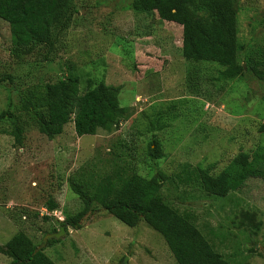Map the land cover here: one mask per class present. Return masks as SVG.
<instances>
[{"label":"rangeland","instance_id":"obj_1","mask_svg":"<svg viewBox=\"0 0 264 264\" xmlns=\"http://www.w3.org/2000/svg\"><path fill=\"white\" fill-rule=\"evenodd\" d=\"M65 2L70 24L49 61L43 46L12 57L9 28L0 20V264H9L5 243L15 234L44 245L64 216L81 210L72 185L91 192L130 175L158 177L163 202L228 263L264 264V183L249 178L218 197L199 178L202 170L216 176L240 152L250 161L264 149V84L246 71L249 62L264 60V0H231L242 66L233 78L214 63L186 62L181 27L155 11H133L132 0ZM186 2L194 18L204 17L192 11L199 0ZM70 75L78 79V95L99 83L117 88L122 113L108 128L77 136L74 110L61 133L48 139L32 117L16 111L19 99L33 92L41 109L44 86ZM14 114L25 122L19 144L11 135ZM150 141L158 145V159L147 155ZM90 210L80 228L66 227L44 248L53 263L176 264L143 222L127 227L94 201Z\"/></svg>","mask_w":264,"mask_h":264},{"label":"trees","instance_id":"obj_2","mask_svg":"<svg viewBox=\"0 0 264 264\" xmlns=\"http://www.w3.org/2000/svg\"><path fill=\"white\" fill-rule=\"evenodd\" d=\"M199 2V5L192 4L193 12L204 13V17L199 18L193 17L186 0H132L131 9L145 14L155 11L159 19L179 25L181 56L186 62L214 63L223 68L222 75L226 78L242 74V66L236 62V20L231 0ZM71 15L65 0H0V20L9 28L11 56L21 58L35 47L43 46V61L51 60L57 39L68 29ZM246 71L264 84V60L249 62ZM117 93V88L99 83L78 95V79L70 75L44 86L43 108L34 103L39 95L31 92L20 97L16 111L32 117L36 130L51 139L61 133L75 110L72 119L75 134L93 135L97 128H108L121 115ZM261 102L264 104V93ZM20 114L11 115V135L17 144L20 143L21 124H25ZM147 155L150 159L160 157L155 141L149 142ZM247 159L245 153H238L216 176L200 171L203 190L223 197L249 178L264 183V149L258 148L250 161ZM160 187L158 177L144 179L136 175L117 183L105 182L91 192L87 187L72 185L83 207L73 216H64L60 226L64 231L66 227L80 228V221L91 211L90 203L94 201L125 226L133 228L143 222L158 233L176 264H230L213 251L187 219L163 202L158 194ZM48 205V210L55 207L53 202ZM56 242L51 236L44 245L36 246L23 233H17L5 243V254L11 258L9 264H55L43 250Z\"/></svg>","mask_w":264,"mask_h":264},{"label":"water","instance_id":"obj_3","mask_svg":"<svg viewBox=\"0 0 264 264\" xmlns=\"http://www.w3.org/2000/svg\"><path fill=\"white\" fill-rule=\"evenodd\" d=\"M63 233H64V228L59 227L56 233L50 234L48 237L52 236L54 239H58L60 236L63 235Z\"/></svg>","mask_w":264,"mask_h":264},{"label":"built area","instance_id":"obj_4","mask_svg":"<svg viewBox=\"0 0 264 264\" xmlns=\"http://www.w3.org/2000/svg\"><path fill=\"white\" fill-rule=\"evenodd\" d=\"M44 212L43 213H45V214H47V212L45 211V210H43ZM48 215V214H47ZM53 234V233H52Z\"/></svg>","mask_w":264,"mask_h":264}]
</instances>
